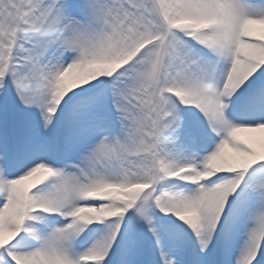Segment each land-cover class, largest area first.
<instances>
[{
	"label": "snow or ice",
	"instance_id": "snow-or-ice-1",
	"mask_svg": "<svg viewBox=\"0 0 264 264\" xmlns=\"http://www.w3.org/2000/svg\"><path fill=\"white\" fill-rule=\"evenodd\" d=\"M0 264H264V0H0Z\"/></svg>",
	"mask_w": 264,
	"mask_h": 264
}]
</instances>
